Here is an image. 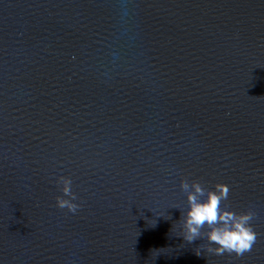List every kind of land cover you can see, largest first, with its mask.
<instances>
[{
  "label": "water",
  "instance_id": "obj_1",
  "mask_svg": "<svg viewBox=\"0 0 264 264\" xmlns=\"http://www.w3.org/2000/svg\"><path fill=\"white\" fill-rule=\"evenodd\" d=\"M184 181L250 251L184 239ZM0 264H264V0H0Z\"/></svg>",
  "mask_w": 264,
  "mask_h": 264
},
{
  "label": "clouds",
  "instance_id": "obj_2",
  "mask_svg": "<svg viewBox=\"0 0 264 264\" xmlns=\"http://www.w3.org/2000/svg\"><path fill=\"white\" fill-rule=\"evenodd\" d=\"M62 192L65 197L76 198L72 191V180L62 177ZM181 187L187 195L188 207L182 213V235L189 243L202 235L209 242L205 246L207 252L223 255L225 252L242 255L250 251L256 240V232L252 226L254 213L250 210L234 211L228 207H222V202L228 200L229 186L217 183L207 190L199 182L189 184L182 182ZM57 207H68L75 210L77 205L64 197H57ZM207 224L208 231L202 234L201 229ZM214 245V246H213ZM199 254V253H197Z\"/></svg>",
  "mask_w": 264,
  "mask_h": 264
}]
</instances>
